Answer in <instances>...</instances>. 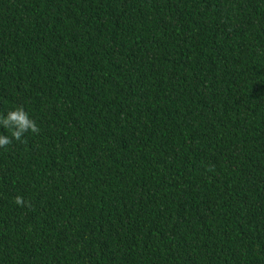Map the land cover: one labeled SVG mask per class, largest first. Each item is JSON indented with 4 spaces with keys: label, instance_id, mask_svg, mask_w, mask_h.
<instances>
[{
    "label": "trees",
    "instance_id": "trees-1",
    "mask_svg": "<svg viewBox=\"0 0 264 264\" xmlns=\"http://www.w3.org/2000/svg\"><path fill=\"white\" fill-rule=\"evenodd\" d=\"M19 105L0 264H264V0H0Z\"/></svg>",
    "mask_w": 264,
    "mask_h": 264
},
{
    "label": "clouds",
    "instance_id": "clouds-1",
    "mask_svg": "<svg viewBox=\"0 0 264 264\" xmlns=\"http://www.w3.org/2000/svg\"><path fill=\"white\" fill-rule=\"evenodd\" d=\"M0 126L11 132L10 136L0 134V148L4 149L12 145L13 140L23 143L22 137L25 133L31 132L34 135H39L41 132L36 120L30 117L23 105L8 110L6 114H0ZM14 202L19 206L26 203L24 198L19 195L15 197Z\"/></svg>",
    "mask_w": 264,
    "mask_h": 264
}]
</instances>
